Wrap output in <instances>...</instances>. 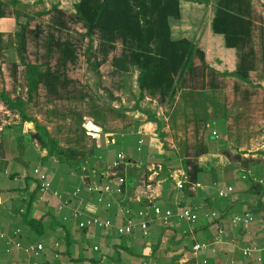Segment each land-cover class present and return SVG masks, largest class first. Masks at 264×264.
Returning a JSON list of instances; mask_svg holds the SVG:
<instances>
[{
    "label": "crops",
    "instance_id": "obj_1",
    "mask_svg": "<svg viewBox=\"0 0 264 264\" xmlns=\"http://www.w3.org/2000/svg\"><path fill=\"white\" fill-rule=\"evenodd\" d=\"M216 1L180 0L179 19L168 18L170 39L208 48L210 35L218 36L211 31ZM203 17L207 30L191 31ZM108 76V111L82 110L74 142L60 144L50 118L41 116L0 127V264H264V147L232 148L233 106L223 92L176 88L172 103L161 105L159 96L139 89L137 73ZM34 170L46 177V191ZM152 206L173 215L164 224ZM181 209L196 220L178 218ZM89 217L111 227L81 229ZM128 222L132 232L118 235ZM37 245V254L26 251Z\"/></svg>",
    "mask_w": 264,
    "mask_h": 264
},
{
    "label": "rangeland",
    "instance_id": "obj_2",
    "mask_svg": "<svg viewBox=\"0 0 264 264\" xmlns=\"http://www.w3.org/2000/svg\"><path fill=\"white\" fill-rule=\"evenodd\" d=\"M77 1L0 0V127L7 119L32 122L41 116L50 118L49 127L60 144L74 142L80 132L75 122L81 119L79 113L85 114L82 110L89 109L90 115L108 111V95L103 92V88H113V77L108 74L138 73L127 66L120 70L124 65L119 62L116 36L95 32L88 37L75 12ZM249 19L248 36L237 49L226 48L221 36L212 35L208 48L193 45L203 57H190L174 87L221 90L233 106L230 145L237 152L253 153L264 147V0L252 1ZM207 20L203 17L201 23L190 25L191 31L204 33ZM97 74L103 75L102 84L97 83ZM127 97L123 96L124 107ZM107 116L113 117L111 111Z\"/></svg>",
    "mask_w": 264,
    "mask_h": 264
},
{
    "label": "trees",
    "instance_id": "obj_3",
    "mask_svg": "<svg viewBox=\"0 0 264 264\" xmlns=\"http://www.w3.org/2000/svg\"><path fill=\"white\" fill-rule=\"evenodd\" d=\"M179 4L180 0H78L75 12L88 37L95 32L116 36L119 62L124 65L120 70H126L125 66L137 70L139 89L159 96L161 105H170L176 93L175 78L192 55L203 57L186 39H170L168 18L179 19ZM250 8L249 0L216 1L211 31L223 38L226 48L237 49L248 36ZM36 86L34 79L32 89Z\"/></svg>",
    "mask_w": 264,
    "mask_h": 264
},
{
    "label": "built area",
    "instance_id": "obj_4",
    "mask_svg": "<svg viewBox=\"0 0 264 264\" xmlns=\"http://www.w3.org/2000/svg\"><path fill=\"white\" fill-rule=\"evenodd\" d=\"M122 159V156H119V160ZM119 165V162H116L114 163V167H117ZM33 176L36 178V180L38 181L39 185H40V188L44 191H46L49 187L48 185V182L46 181V177L39 171V170H34L33 171ZM119 182H124V179L121 178L119 180ZM176 186L178 189H181L183 186H182V183H176ZM89 190H92V188H89ZM104 192L105 193H109L111 192V189L109 186H105L104 187ZM228 191L230 192L231 189H228ZM219 196L220 197H225L226 196V192H223V191H220L219 192ZM109 206V205H108ZM60 208L64 207V205H60L59 206ZM152 210H153V213H154V217L157 218V219H161L163 220V223L165 224V222L168 220V218H170L173 213L172 211H166L164 216L161 215V211L158 207H155V206H152ZM178 218L186 221V222H189V223H192L196 220L197 218V215L196 213H194L193 211H190L189 209H181L179 212H177L175 214ZM139 216L140 217H144L145 214L143 212L139 213ZM250 219H245L243 222L244 224L247 223ZM235 222H239V219H235L234 220V223ZM91 226H96L98 228H102V229H107L109 227H111V224L109 221H104V220H101V219H98L97 217H89L87 218L86 220L82 221L79 223V227L81 229H87ZM140 227L142 230H146L147 228V224L144 222V223H141L140 224ZM118 235H124V234H129L132 232V225L130 222H128V224L125 226V227H118L116 229ZM194 249H198L199 246L196 245L193 247ZM40 250H42V245H37L35 248L34 247H30L28 248L26 251H31L32 253L34 254H37V252H39ZM96 250V248H95ZM249 252L246 251V254H248ZM32 264H37V263H32ZM142 264H148L146 262H143ZM152 264H156V263H152Z\"/></svg>",
    "mask_w": 264,
    "mask_h": 264
}]
</instances>
